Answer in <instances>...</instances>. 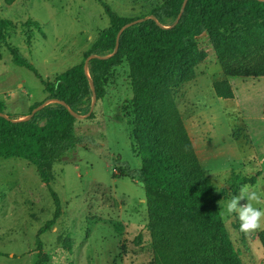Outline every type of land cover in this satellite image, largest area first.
Masks as SVG:
<instances>
[{
	"label": "rangeland",
	"instance_id": "1",
	"mask_svg": "<svg viewBox=\"0 0 264 264\" xmlns=\"http://www.w3.org/2000/svg\"><path fill=\"white\" fill-rule=\"evenodd\" d=\"M102 1L132 19L147 17L166 0ZM0 18L17 25L0 45V100L12 118L43 104L47 94L34 73L13 63L10 49L18 50L44 80L53 81L80 64L109 26L97 0H0ZM28 21L37 26H26ZM197 45L207 57L197 67V78L176 91L177 106L212 185L217 191L227 189L220 201L221 214L242 263L264 264L258 231L242 233L235 215L226 212L227 201L239 193L229 191L235 175L259 171L264 78H228L235 99L219 98L212 85L226 77L208 36L199 37ZM105 88L106 95L96 100L93 119L75 123L79 145L47 166L49 188L61 206L51 230L39 234L53 218L55 204L36 168L17 158L0 159V264H35L38 240L48 255L46 264H153L141 161L131 135L132 96L125 63L112 71ZM89 109L86 104L82 115ZM245 168L250 169L247 175ZM258 183L264 190V180ZM67 240L69 246L64 245Z\"/></svg>",
	"mask_w": 264,
	"mask_h": 264
},
{
	"label": "trees",
	"instance_id": "2",
	"mask_svg": "<svg viewBox=\"0 0 264 264\" xmlns=\"http://www.w3.org/2000/svg\"><path fill=\"white\" fill-rule=\"evenodd\" d=\"M97 1L109 26L84 53L80 64L53 81L44 80L18 50L10 49L13 63L34 73L47 99L64 101L81 115L85 105L89 108L92 101L83 70L85 60L90 55L112 54L121 28L144 18L122 17L104 1ZM183 1L166 0L148 16L170 27L179 16ZM30 24L37 26L31 21L25 23ZM16 29V24L0 18V45ZM203 35L208 36L225 77H264V0H188L175 27L163 29L148 19L122 31L118 51L110 59L89 61L88 72L97 100L106 95L105 82L112 71L123 63L128 68L131 135L141 161L140 179L145 189L153 264H243L219 206L227 189L217 191L212 185L177 106L176 91L197 78V67L207 57L197 45V39ZM212 87L219 98H235L227 78L214 82ZM39 105L12 118L0 100V112L19 120ZM88 119H93V114ZM12 120L0 117V159L17 158L30 163L49 188L47 166L79 145L77 119L59 103H53L30 120ZM260 175L261 172L235 175L229 191L240 190L243 184L255 185ZM51 196L55 212L39 234L51 230L61 216L60 200L52 190ZM256 237L264 250V230L258 231ZM68 244V240L64 242L65 246ZM38 246L35 264H46L48 255L40 240Z\"/></svg>",
	"mask_w": 264,
	"mask_h": 264
},
{
	"label": "clouds",
	"instance_id": "3",
	"mask_svg": "<svg viewBox=\"0 0 264 264\" xmlns=\"http://www.w3.org/2000/svg\"><path fill=\"white\" fill-rule=\"evenodd\" d=\"M249 173L250 169L245 168L244 174ZM222 203L223 201L220 202V207ZM260 205H264V190L259 189V183L243 184L239 193L227 201L226 212L235 215L242 233L250 234L264 228V207Z\"/></svg>",
	"mask_w": 264,
	"mask_h": 264
},
{
	"label": "water",
	"instance_id": "4",
	"mask_svg": "<svg viewBox=\"0 0 264 264\" xmlns=\"http://www.w3.org/2000/svg\"><path fill=\"white\" fill-rule=\"evenodd\" d=\"M188 0H184L183 3H182V6H181V11H180V14L179 16L177 17L176 21L170 26V27H165V26H162L158 20L153 17V16H148V17H144L142 19H138V20H135V21H132L130 23H128L127 25L123 26L121 28V30L119 31V33L117 34V37H116V44H115V49L113 51L112 54H109V55H90L86 60H85V63H84V67H83V70H84V74L86 75V77L88 78V82H89V85H90V88H91V92H92V101H91V106H90V109H89V112L86 114V115H81L77 112H74L70 107L69 105H67L64 101H60V100H57V99H47L43 104L39 105L38 107H36L35 109H33L31 111V113L29 115H27L26 117L24 118H21L19 120H30L38 111H40L41 109H43L45 106L47 105H50V104H53V103H59L62 107H64L69 113L70 115L77 119V120H82V119H87L91 116L93 110H94V106L96 104V100H97V96H96V89H95V85L92 81V79L90 78L89 76V72H88V66H89V61L92 60V59H97V60H108L110 59L112 56H114L117 51H118V46H119V38H120V35L122 33L123 30H125L126 28H129L131 26H134L136 24H139V23H142L148 19H151L153 20L158 26L162 27L163 29H168V28H173L175 27L178 23H179V20L181 19V16L183 14V11H184V7L186 5ZM0 117H3L7 120H12L11 118H9V116L5 113H2L0 112ZM19 120H12L13 122H17Z\"/></svg>",
	"mask_w": 264,
	"mask_h": 264
},
{
	"label": "crops",
	"instance_id": "5",
	"mask_svg": "<svg viewBox=\"0 0 264 264\" xmlns=\"http://www.w3.org/2000/svg\"><path fill=\"white\" fill-rule=\"evenodd\" d=\"M227 79L228 78H232V77H226ZM261 78V77H260ZM264 78V77H262ZM229 81V80H228ZM231 84V83H230ZM232 86V85H231ZM235 99V98H234ZM264 133V131H263ZM257 162L259 164V171L258 172H261V175L259 176L258 179H262L264 180V149H260L258 151V154H257ZM258 181V180H257ZM256 185V184H255ZM258 231H261V230H258Z\"/></svg>",
	"mask_w": 264,
	"mask_h": 264
}]
</instances>
